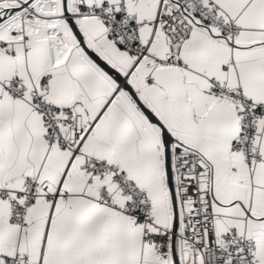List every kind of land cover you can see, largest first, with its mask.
<instances>
[{"label": "snow or ice", "instance_id": "obj_1", "mask_svg": "<svg viewBox=\"0 0 264 264\" xmlns=\"http://www.w3.org/2000/svg\"><path fill=\"white\" fill-rule=\"evenodd\" d=\"M0 264H264V0H0Z\"/></svg>", "mask_w": 264, "mask_h": 264}]
</instances>
